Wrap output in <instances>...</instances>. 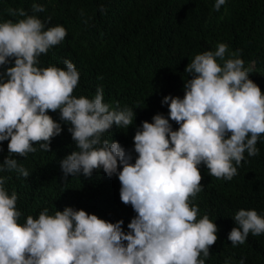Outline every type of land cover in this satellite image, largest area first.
<instances>
[{
    "label": "clouds",
    "instance_id": "1",
    "mask_svg": "<svg viewBox=\"0 0 264 264\" xmlns=\"http://www.w3.org/2000/svg\"><path fill=\"white\" fill-rule=\"evenodd\" d=\"M225 3L215 0L213 11ZM45 10L35 2L31 15L9 8L8 14L20 19L0 22V142L8 141L0 172L29 177L13 156L27 158L38 151L34 145L50 152L62 127L48 113L58 111L76 146L60 161L65 179L91 177L101 169L109 178L117 176L120 200L136 215L127 232L123 220L112 223L73 207L54 215L45 207L38 218L28 215L21 223L18 195L9 194L4 187L9 178L0 176V264H206L218 226L207 214L197 219L194 201L204 187L199 166L231 181L246 162L245 152L260 154L257 143L264 134V94L249 78L252 68L244 66L242 50L218 43L214 51L194 56L184 70L191 78L183 98L164 96L167 117L158 113L137 128L133 163L132 153L105 134L113 125L132 126L134 110L105 103L102 86L93 98L73 95L79 73L70 60H64V69L40 66L41 54L67 36L65 27L47 26L36 15ZM170 121L179 127L174 130ZM232 218L236 226L227 239L233 247L250 233L264 234V217L256 210L241 208Z\"/></svg>",
    "mask_w": 264,
    "mask_h": 264
},
{
    "label": "trees",
    "instance_id": "2",
    "mask_svg": "<svg viewBox=\"0 0 264 264\" xmlns=\"http://www.w3.org/2000/svg\"><path fill=\"white\" fill-rule=\"evenodd\" d=\"M44 5L36 13L47 26H63L65 40L41 54L40 66L65 68L70 60L79 73L73 95L93 98L98 86L103 87L104 102L121 108L127 106L136 113L128 129L113 125L105 134L136 157L133 137L137 128L156 114L168 115L164 96L184 95V72L196 54L216 49L226 43L230 51L242 50L244 66L251 67L252 79L264 94V0H226L220 11H213L215 0H0V22L12 17L8 9L23 8L30 15L32 3ZM101 8L104 11H101ZM51 17L50 21L48 18ZM102 77V79H98ZM61 123L62 132L52 139L50 152L39 150L27 158L13 156L28 171L29 177L15 171L0 172L8 177L4 187L9 194L18 195L17 208L22 212L20 222L28 215L38 218L45 207L49 214L65 207L83 209L89 214L115 223L123 220V229L136 215L130 205L120 200L117 176L109 178L103 170L91 177L69 175L66 179L60 161L76 150L68 132V124L60 121L59 112L48 113ZM172 123L173 129L179 125ZM8 141L0 142V163L8 155ZM260 154L248 157L231 181L208 175L203 165V190L197 195V219L207 214L218 226V240L210 246L206 264H264V234H249L243 245L233 247L227 239L236 226L235 213L243 208L256 210L264 217V134L257 143Z\"/></svg>",
    "mask_w": 264,
    "mask_h": 264
}]
</instances>
